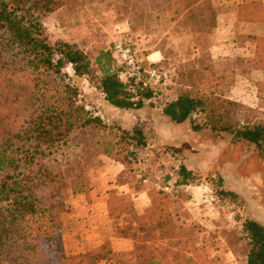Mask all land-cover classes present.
Returning a JSON list of instances; mask_svg holds the SVG:
<instances>
[{"label": "rangeland", "instance_id": "obj_1", "mask_svg": "<svg viewBox=\"0 0 264 264\" xmlns=\"http://www.w3.org/2000/svg\"><path fill=\"white\" fill-rule=\"evenodd\" d=\"M236 1L174 0L171 6L160 9L151 8L148 0H65L41 18L50 41L62 38L75 42L92 59L119 37L141 58L152 49L162 51L161 62L147 59L146 66L165 69L168 77L152 84L155 94L140 108L109 104L96 87L97 71L93 77L78 76L70 64L64 68L68 81L77 88L76 103L88 113L100 116L107 124L142 129L146 143L131 169L123 171L118 180L128 181L135 189L153 187L168 193L170 216L183 232L174 238L155 237L151 228L146 233L137 232L132 215L124 214L113 222V229L125 232L131 225L137 230L136 244L140 245L142 238L146 242L140 248L144 252L141 262L134 247L116 254L122 264H134L135 259L144 264L150 258L161 264H244L247 244L240 236L241 221L251 217L264 224V157L253 144L232 141L227 132L215 134L209 128L194 131L188 119L174 123L162 112L163 104L177 93V74L205 66H212L218 76L216 90L221 96L264 111V89L258 85L264 80V70L253 67V41L249 44L247 34L263 31L264 25L255 27L238 20L232 10ZM120 77L125 79L123 73ZM260 116L264 114H247L251 120ZM111 138L113 134H107L99 141L94 127H80L44 160L62 173L66 185L73 187L77 182L88 186L97 180L99 166L114 159V153L108 156L101 152ZM180 164L192 171L193 178L174 186ZM166 174L170 176L167 182L163 180ZM221 190H231L234 195ZM125 196L127 202L132 201L129 193ZM27 225L33 238H44L50 232L44 215H32ZM50 236L47 251L56 253L55 237Z\"/></svg>", "mask_w": 264, "mask_h": 264}, {"label": "trees", "instance_id": "obj_2", "mask_svg": "<svg viewBox=\"0 0 264 264\" xmlns=\"http://www.w3.org/2000/svg\"><path fill=\"white\" fill-rule=\"evenodd\" d=\"M64 1L0 0V264H99L108 257V240L83 252L65 251L61 231L65 200L71 189L78 186L81 190L82 184L75 182L74 188L66 185L62 173L51 169L44 159L75 130L89 125L98 132L99 141L113 134L101 152L108 156L114 153L111 157L130 169L146 143L138 125L128 128L107 124L76 103L77 88L64 70L68 64L78 76L93 77L97 71L96 87L109 104L118 108H140L155 94V88L144 70L128 72L119 64L111 47L99 49L92 59L75 42L62 38L50 41L41 18ZM173 1L148 0L151 8L160 9ZM236 17L263 26L264 3L243 0L237 5ZM249 37L253 41V67L264 70V30ZM146 64L142 62L143 67ZM217 78L212 66L178 73L177 93L163 104L162 112L174 123L188 119L194 131L209 128L215 134L227 132L232 141H247L264 157V116L252 120L247 117L264 111L221 96L216 90ZM258 85L264 89V80ZM175 175L174 186L193 178L183 164ZM169 179L168 174L163 177L165 182ZM146 190L148 203L141 212L127 202L125 194L115 190L107 199V215L113 222L126 213L132 215L138 231L130 225L125 233L134 240L138 261L146 239H140L141 246L136 244V231L146 233L151 228L158 238L183 235L167 208L169 194L153 187ZM221 192L234 195L231 190ZM34 214L48 220L50 232L44 238H33L28 231V219ZM240 230L247 244L244 264H264V224L244 217ZM50 235L55 237L56 253L47 251ZM144 264L161 263L150 258Z\"/></svg>", "mask_w": 264, "mask_h": 264}, {"label": "crops", "instance_id": "obj_3", "mask_svg": "<svg viewBox=\"0 0 264 264\" xmlns=\"http://www.w3.org/2000/svg\"><path fill=\"white\" fill-rule=\"evenodd\" d=\"M241 1L243 0H237L232 9L235 14L237 5ZM261 1L264 3V0ZM229 13L227 12V14ZM251 24L258 27V23L252 22ZM248 33L257 34L259 31ZM248 42L251 44L252 40ZM221 46H224V43L217 45L216 49H221ZM238 47L247 48L244 44H238ZM146 57L150 61L159 63L163 55L160 49H152ZM125 170L127 167L119 161L114 159L104 161L99 166L97 180L94 183L85 185L79 191L72 189L69 191L65 200L66 210L62 217L61 227L63 245L67 253L83 252L108 240L111 251L108 257L99 261V264H122L115 255L133 250L134 240L131 235L123 231L116 232L113 229V221L107 215V199L115 189H119L115 190L119 194L129 193L131 203L137 212H141L148 203L146 188L135 189L128 181L118 180ZM133 259H135V255ZM134 264H137L136 259Z\"/></svg>", "mask_w": 264, "mask_h": 264}, {"label": "built area", "instance_id": "obj_4", "mask_svg": "<svg viewBox=\"0 0 264 264\" xmlns=\"http://www.w3.org/2000/svg\"><path fill=\"white\" fill-rule=\"evenodd\" d=\"M111 49L116 61L122 64L128 72H138L140 70H144L148 79L153 83L162 82L167 79L168 73L165 69L152 64H148V66L143 67L142 62L147 61V57H139L133 46H131L127 40L120 37L115 39L112 43Z\"/></svg>", "mask_w": 264, "mask_h": 264}]
</instances>
